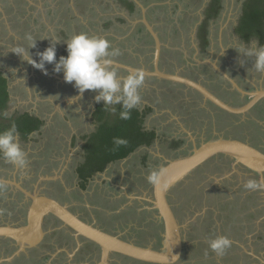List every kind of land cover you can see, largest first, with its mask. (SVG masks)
Listing matches in <instances>:
<instances>
[{
  "label": "flooded vegetation",
  "instance_id": "flooded-vegetation-1",
  "mask_svg": "<svg viewBox=\"0 0 264 264\" xmlns=\"http://www.w3.org/2000/svg\"><path fill=\"white\" fill-rule=\"evenodd\" d=\"M233 3L234 0H0V60L6 55L10 58L7 64L0 63V75L7 80L9 101L13 97L8 75H22L26 80L17 87L31 95L46 91L47 103L56 108L50 118L18 112L38 118L41 125L27 136L20 132L16 136L20 147L24 144L25 152L30 151L25 169L19 170L0 158V163H5L0 167V183L6 185V191L0 193V209L6 207L2 212L19 219L15 223L5 221L1 213L0 226L26 225L34 202L46 197L112 236L163 251L165 225L153 203L154 186L147 181L150 171L186 159L215 141L237 147L247 157L264 156V73L255 71L254 56L239 54L241 47L264 46V25L244 29L243 24L245 10L264 15V0H238L233 8L229 7ZM194 5L199 7L195 11L183 9H194ZM186 15L197 21L193 25L185 23ZM69 24L71 28L60 32L61 37L59 30ZM78 28L89 36L106 38L112 49H119L115 63L122 66H114L120 77L136 69L143 71L141 104L132 110L130 119L136 113L142 131L152 136L148 144L109 162L102 172L86 180L79 174L87 161L86 145L104 122L114 124L120 120L121 107H104L103 102L98 104L94 99L87 103L90 91L72 103L69 100L78 92L73 84L64 82L63 73H54L53 65L46 64L45 75L10 52L17 45L27 48L30 41L25 36L31 34L37 41L36 47L29 49L32 59L39 62L36 53L50 46L46 42L55 44L59 40V60L67 55L64 41L80 34L75 31ZM92 142L94 145L98 139ZM39 153L51 156L46 160ZM23 172H28L29 177L22 176ZM249 179L264 183V171L221 152L175 183L168 201L180 224L183 242L182 255L175 264H208L197 260L198 253L204 252L209 253L214 264H264L260 255V247L264 248V190L246 189ZM71 180L73 189L69 188ZM100 186L104 189L100 190ZM92 197H98L99 202L94 203ZM106 220L111 221L114 230L101 226ZM129 223L133 227H128ZM138 224L140 228H136ZM42 231L41 241L19 254L16 241L1 237L0 264H157L116 251L103 261L98 243L79 235L54 214L44 216ZM217 236H228L232 241L221 262L214 259L215 253L208 246V240ZM187 247L190 261H184Z\"/></svg>",
  "mask_w": 264,
  "mask_h": 264
},
{
  "label": "clouds",
  "instance_id": "clouds-1",
  "mask_svg": "<svg viewBox=\"0 0 264 264\" xmlns=\"http://www.w3.org/2000/svg\"><path fill=\"white\" fill-rule=\"evenodd\" d=\"M25 39L30 41L27 48L23 45L13 46L11 51L19 56L24 62L42 71L47 75V65H53V72L63 73L65 83L73 84L78 95L69 101L82 99L85 91L96 92L94 97L96 103L103 102L104 107L119 105L121 111L119 118L129 120L131 112L136 109L142 100L141 88L144 84V73L136 69L124 77H120L115 65V58L120 55L119 49H112L110 42L103 37L89 36L87 33L74 34L66 43V56H60L57 60L56 43L46 48L43 52H37L39 62L32 59L29 49L36 47V40L31 34H26ZM240 55L244 57H255L253 67L256 72L264 73V46L259 48L241 47ZM228 78V77H227ZM229 79V78H228ZM74 82V83H73ZM115 113V107L111 108ZM8 116L7 112L3 113ZM18 129L15 123L0 131V158L6 163L13 165L19 170L25 169L29 160L27 153L20 147L16 140ZM116 148L127 145V140L114 138ZM163 169L152 170L147 176L148 183L154 187L160 184ZM167 187V185H165ZM244 187L248 190H264V183L249 179ZM6 191V185L0 183V193ZM209 249L217 256H223L232 246L228 236H217L208 240ZM175 259H179L175 257ZM173 261V257H172ZM174 264V261H173Z\"/></svg>",
  "mask_w": 264,
  "mask_h": 264
},
{
  "label": "water",
  "instance_id": "water-1",
  "mask_svg": "<svg viewBox=\"0 0 264 264\" xmlns=\"http://www.w3.org/2000/svg\"><path fill=\"white\" fill-rule=\"evenodd\" d=\"M115 64L122 66L117 62ZM167 77L176 78L174 76ZM181 81L188 82L183 78ZM188 83L192 84V82ZM199 88L201 89L200 86ZM207 95L210 98H213L210 93H207ZM237 150L242 152V150L237 147L233 146L232 148L224 142L215 141L202 146V148L196 150L194 155L181 161H174L163 169L160 184L154 187L155 199L153 201L155 207L159 209L161 216L164 219L166 246L163 251H154L150 248L138 246L122 240L119 237L112 236L109 233L80 220L76 215L70 212L66 206L60 204L58 201L46 197H42L34 202L29 211L26 225L22 227H13L11 225L0 226V238L4 237L16 241L20 246V249L17 252V254H19L21 251H25L26 247L38 244L41 241L43 237V218L47 214H54L66 226L72 227L79 235L98 243L103 250V261L107 260L110 252L116 251L141 261L157 264H173L174 261L175 264L178 261L175 257L180 258L182 255L183 242L180 224L168 201L170 190L178 180L188 175L192 169L201 165L208 158L221 152L237 157L239 161L246 166L254 168L260 172L264 171L263 155L252 154L250 157H247ZM165 185H167V187H165ZM104 263L107 264V262Z\"/></svg>",
  "mask_w": 264,
  "mask_h": 264
},
{
  "label": "trees",
  "instance_id": "trees-1",
  "mask_svg": "<svg viewBox=\"0 0 264 264\" xmlns=\"http://www.w3.org/2000/svg\"><path fill=\"white\" fill-rule=\"evenodd\" d=\"M244 16V29L248 26L264 25V15L262 12L256 11V13H250L248 10H245ZM8 102L9 92L7 91V80L0 75V129H7L12 123H15L18 132L24 136L39 129L41 121L28 113H17L10 117H4L3 113L8 107ZM119 121V123L115 122L114 124H110L107 121L104 122L98 134H95L92 138L94 141L98 139V142L91 145L93 144L91 140L86 145L85 149L88 151L87 161L79 169V174L82 179L86 180L94 173L102 172L109 162L123 159L139 146L150 142L152 136L148 137V133L142 131L141 126L136 121V113H133L132 119L127 121L120 119ZM114 138L125 139L128 143L127 145L116 148L113 143Z\"/></svg>",
  "mask_w": 264,
  "mask_h": 264
},
{
  "label": "rangeland",
  "instance_id": "rangeland-1",
  "mask_svg": "<svg viewBox=\"0 0 264 264\" xmlns=\"http://www.w3.org/2000/svg\"><path fill=\"white\" fill-rule=\"evenodd\" d=\"M77 2H79V0H76ZM237 1L238 0H234V3L233 4H230V6L229 7H231V8H233V6L235 5V3H237ZM192 6H190L188 9H186L185 7L183 8L184 10H190V11H195V9H198L199 7H198V5L196 6V5H194V9H192L191 8ZM233 11V10H232ZM230 13H232V12H230ZM12 16H14L13 14H12ZM59 16V18L60 19H62L63 17H62V15L61 14H59L58 15ZM22 17V15H21V13H20V15H19V18H21ZM13 19H16V17H12ZM183 18H184V22L185 23H188V24H190V25H193V23L195 22V21H197V20H193V18H192V15H189V16H183ZM50 19L51 18H48V20L50 21ZM190 22V23H189ZM48 23V22H47ZM50 24V23H49ZM68 25V24H67ZM61 27V26H60ZM71 28V24H69V26H63L60 30H59V35L62 37L63 35H62V33H60V32H62V31H68L67 30V28ZM76 32H78V33H82V28H78L77 30H75ZM24 36V35H23ZM51 42H46V44L47 45H51L50 44ZM0 58H3V56H0ZM10 60V58L9 57H7V55L6 56H4V60H2V62H4L5 64H7V62ZM1 62V60H0V63H2ZM22 63V62H21ZM9 76V78L11 79V81H12V89H11V95H12V99H10V101H9V103H8V107H7V110H6V112L8 113V115H11V114H15V113H18V112H23V111H29V112H34V113H36V115H39V116H41V117H48V118H50V117H53L54 116V114H55V112H56V108L53 106H50L48 103H47V99L45 98L46 96H45V93L47 94V92L45 91H43V90H41L40 91V93L38 94H34V95H31V94H29V92H24V90L22 89V87H17V83H20V81L21 80H26V78L23 76L22 77V75L19 77V76H16V75H12V74H10V75H8ZM14 77H15V79H14ZM16 86V87H15ZM28 91H29V89H28ZM95 95H96V93L94 92H90V94H89V97L87 98V103H89V101L91 100V99H94V97H95ZM58 109V108H57ZM55 121H57V120H55ZM55 121H53L52 123L54 124L55 123ZM58 129H60L61 131L63 130V127H62V125H60V124H58ZM25 148H26V145H24L23 144V148L22 149H24V151H25ZM35 148H37V146H35ZM44 150V149H43ZM29 152L30 151H26V153L27 154H29ZM40 154H42V153H39V155ZM51 155H48V154H46V153H43L40 157L41 158H45L46 160L50 157ZM48 162V161H47ZM2 164H5V163H0V167H2V166H4V165H2ZM5 167H6V165H5ZM10 169V168H9ZM12 171V170H11ZM22 174V176L25 174V175H27L26 177H29L28 175H29V173L28 172H23V173H21ZM61 175L62 174H60V177H61ZM26 177H22L23 179H25ZM58 177V176H57ZM97 182H98V184H101L102 185V180L101 179H99V178H97ZM74 181H70V184H69V188L70 189H73L74 188ZM103 185H105V184H103ZM116 185V184H115ZM104 189V187L103 186H100V190H103ZM140 197H142V196H140ZM98 197H92V201L95 203V202H99L98 201ZM79 201H80V199H78ZM1 211H0V214L2 213V217L3 218H5V221H11V222H19V219H15L13 216L14 215H12V213H5V212H2V210H7V208L6 207H2V209H0ZM111 221L110 220H106V221H102V223H101V226H103L104 228H106V229H110V230H114V228H113V225H111V223H110ZM135 226V225H134ZM128 227H133V224L132 223H129V225H128ZM136 228H140V224H138L137 226H136ZM262 231H264V230H262ZM262 242H264L263 240H262ZM189 243V241H187V244ZM189 246V245H188ZM260 255H261V259H263L264 260V248H262V246L260 247ZM205 254H203V253H198V258H197V260H201V261H206L208 264H214L213 263V259H211V257H210V255H209V253L208 252H204ZM189 252H188V247H187V252H186V255H185V257H184V261H186V260H188V257H189ZM214 257V259L216 260V261H218V262H221L222 261V259H221V256H217L216 254H215V256H213ZM59 258V257H58ZM60 259H61V257H60ZM59 259V260H60ZM191 259H189L188 261H190ZM187 261V262H188ZM224 262H226V261H224ZM230 262V261H229ZM185 264V263H184Z\"/></svg>",
  "mask_w": 264,
  "mask_h": 264
}]
</instances>
